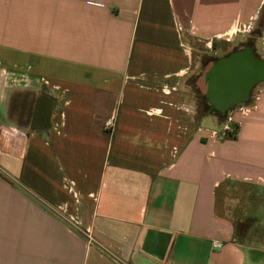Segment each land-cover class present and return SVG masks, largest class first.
Wrapping results in <instances>:
<instances>
[{"label":"crops","instance_id":"0c3cea01","mask_svg":"<svg viewBox=\"0 0 264 264\" xmlns=\"http://www.w3.org/2000/svg\"><path fill=\"white\" fill-rule=\"evenodd\" d=\"M251 40L264 0H0V264H264V80L214 142L182 88ZM43 87L37 132L11 100Z\"/></svg>","mask_w":264,"mask_h":264},{"label":"water","instance_id":"95a60500","mask_svg":"<svg viewBox=\"0 0 264 264\" xmlns=\"http://www.w3.org/2000/svg\"><path fill=\"white\" fill-rule=\"evenodd\" d=\"M208 102L226 111L246 101L264 80V58L251 47L239 48L215 60L204 75Z\"/></svg>","mask_w":264,"mask_h":264},{"label":"rangeland","instance_id":"374dc122","mask_svg":"<svg viewBox=\"0 0 264 264\" xmlns=\"http://www.w3.org/2000/svg\"><path fill=\"white\" fill-rule=\"evenodd\" d=\"M241 44H243V42H239L238 45H228V47L222 51L215 50L214 49L215 47L213 45H212L213 49L212 48L207 49L202 45H195V49L193 51V63L190 67L189 72L184 77L182 84L183 91H185L184 100L187 106H190L191 108L195 109V111H197L198 92L204 93L206 91V81L204 75L207 69L211 66V62L208 61L209 58H211L212 56H223L233 47L240 48L244 46ZM226 50L228 51L226 52ZM261 85L262 84L257 83L253 87L251 94L255 95L258 89L261 87ZM34 96H35V90L29 88L23 90H17L14 92L12 98L13 102L20 104L18 106L21 109L23 108L22 110L16 109L14 115H16L17 118H20L21 114L25 112V110H27L30 114V110L32 109V105H33ZM195 118L197 119L196 114H195ZM218 119L221 120L219 117ZM218 126L219 124L214 125V127H218Z\"/></svg>","mask_w":264,"mask_h":264},{"label":"trees","instance_id":"16d2710c","mask_svg":"<svg viewBox=\"0 0 264 264\" xmlns=\"http://www.w3.org/2000/svg\"><path fill=\"white\" fill-rule=\"evenodd\" d=\"M248 43L250 44L255 54L260 57V55L256 53L252 41ZM219 57L221 56H212L211 58H209L208 61L211 62L212 64ZM33 102L34 104L32 105V109L30 110V114H31L30 127L32 130L37 132H47L51 127V116L54 112V107L57 104V99L54 98L52 95H50L48 90L45 87H43L40 93L34 98ZM18 105L20 104L13 102L12 100L11 107L15 111L16 109H21ZM229 110L220 111L216 109L213 105H211L208 102V98L205 92L204 93L198 92V104L196 111L197 120L210 114L218 116L221 120H223L226 117ZM242 228L243 226H239L237 230L241 231Z\"/></svg>","mask_w":264,"mask_h":264},{"label":"built area","instance_id":"2783aa9c","mask_svg":"<svg viewBox=\"0 0 264 264\" xmlns=\"http://www.w3.org/2000/svg\"><path fill=\"white\" fill-rule=\"evenodd\" d=\"M210 48L212 45H208ZM168 91H171V88L168 89ZM258 98V94L256 93L251 94L248 100L239 103L232 107L226 117L221 121L220 126L218 128H202L200 130H206L207 131V138L211 140L212 142L216 141L217 139H221L226 135H229L230 133H234L236 129V123L237 120H235V117L237 115H246L253 111L256 108V100ZM88 238L90 241H93L94 238L92 237L91 234L87 233ZM213 247H221L223 243L219 240H213L212 242Z\"/></svg>","mask_w":264,"mask_h":264},{"label":"flooded vegetation","instance_id":"af4514ba","mask_svg":"<svg viewBox=\"0 0 264 264\" xmlns=\"http://www.w3.org/2000/svg\"><path fill=\"white\" fill-rule=\"evenodd\" d=\"M238 45V44H237ZM241 45H244V46H242V47H240V48H244V47H251L250 46V44L248 43V42H245V43H243V44H241ZM235 49H239L238 47H233L231 50H229L226 54H228V53H230L231 51H233V50H235ZM251 93H252V91H251ZM251 95V94H250Z\"/></svg>","mask_w":264,"mask_h":264}]
</instances>
